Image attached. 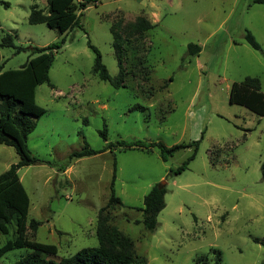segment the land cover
Returning a JSON list of instances; mask_svg holds the SVG:
<instances>
[{
    "label": "rangeland",
    "instance_id": "obj_1",
    "mask_svg": "<svg viewBox=\"0 0 264 264\" xmlns=\"http://www.w3.org/2000/svg\"><path fill=\"white\" fill-rule=\"evenodd\" d=\"M0 1L8 3L0 4V39L7 33L23 48L65 39L53 55L50 85L35 90L45 114L35 119L26 144L40 163L18 169L30 203L27 224L40 223L25 236L56 247L47 259L57 262L97 246V213L109 198L115 161L114 192L122 205L107 209L109 225L134 242L143 264L264 261V247L254 242H264V117L228 102L231 84L247 77L257 78L264 93V57L243 39L248 30L264 51L263 6L252 0H99L81 11L80 26L58 34L27 22L31 7L45 8V0ZM137 18L154 27L138 33L132 26ZM111 25L122 38L125 76L118 88L92 72L94 54L87 46L89 41L98 50L114 78L119 68ZM190 43L200 47L196 56L187 54ZM29 57L28 50L1 48V70L19 69ZM118 141L199 144L186 169L173 175L191 148L163 161L156 148H107ZM84 145L97 154L69 161ZM17 161L11 147L0 145V174ZM162 182L165 207L148 232L140 209ZM14 229L11 224L8 234H0V247L14 238ZM30 252L11 250L0 264Z\"/></svg>",
    "mask_w": 264,
    "mask_h": 264
},
{
    "label": "trees",
    "instance_id": "obj_2",
    "mask_svg": "<svg viewBox=\"0 0 264 264\" xmlns=\"http://www.w3.org/2000/svg\"><path fill=\"white\" fill-rule=\"evenodd\" d=\"M45 8L33 6L30 9L27 22L30 25L44 24L58 34H63L75 26H80L79 18L81 11L87 7L95 6L99 0H45ZM253 4L264 7V0H252ZM5 8L8 3L0 1ZM79 13L77 14V12ZM138 33L149 31L154 27L145 18H137L132 25ZM112 36V48L118 64V74L111 78L101 63L98 50L87 41V46L94 54L92 72L98 79L108 82L113 87H124L123 81L125 73L122 68V38L114 31V26H110ZM244 41L253 50L258 51L264 57V51L255 40L254 36L245 30ZM65 39L48 45L44 48L19 47L13 42V37L9 34L2 35L0 39V49H13L15 54L28 50L29 59L19 68L14 70H1L0 66V145L11 147L18 161L0 174V234H8L9 225L13 224L14 238L7 241L0 247V258L7 252L15 249H30L31 252L14 264H134L145 263V259L136 255L134 242L116 227L109 225V215L107 209L111 205H122L121 200L115 195L114 182L116 178V163L113 162L112 176L109 184V198L104 207L98 210L96 218L95 236L96 247H87L77 251L69 257L60 259L57 262L49 260L46 256L56 255V247L38 243L26 238L25 232L30 229L33 233L40 223L30 220L27 224L29 211V198L21 184L18 176V169L24 166L40 163L27 147V137L35 128V119L45 114V110L35 102L36 87L41 84H49L48 72L53 62V55L64 44ZM200 52V47L196 44L187 45V54L196 56ZM228 102L246 108L259 117H264V93L260 90V82L257 78H245L242 82H233L229 89ZM106 141V130L100 133ZM199 141L189 144H179L166 147L160 142L144 143L141 141H118L114 145L108 144L107 148L140 149L151 151L158 149L160 157L166 161L168 157L179 150L191 148V154L176 170L173 175L185 170L190 161L196 155ZM97 152L84 145L80 151L72 152L68 160H77L83 157L92 156ZM64 172V170H62ZM261 177L264 180V162L260 165ZM167 190L162 184L154 185L143 199V206L140 209L143 228L148 232H153L157 227V216L164 209V196ZM255 243L264 247L263 241L254 240ZM215 251V250H213ZM220 261V255L216 258ZM264 264V261L261 263Z\"/></svg>",
    "mask_w": 264,
    "mask_h": 264
},
{
    "label": "water",
    "instance_id": "obj_3",
    "mask_svg": "<svg viewBox=\"0 0 264 264\" xmlns=\"http://www.w3.org/2000/svg\"><path fill=\"white\" fill-rule=\"evenodd\" d=\"M162 185H164V183L162 182Z\"/></svg>",
    "mask_w": 264,
    "mask_h": 264
}]
</instances>
